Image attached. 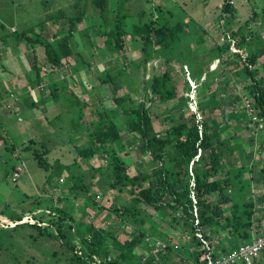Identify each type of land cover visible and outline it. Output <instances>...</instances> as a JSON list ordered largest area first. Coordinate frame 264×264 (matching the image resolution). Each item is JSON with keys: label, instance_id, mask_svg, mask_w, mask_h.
<instances>
[{"label": "trees", "instance_id": "obj_1", "mask_svg": "<svg viewBox=\"0 0 264 264\" xmlns=\"http://www.w3.org/2000/svg\"><path fill=\"white\" fill-rule=\"evenodd\" d=\"M127 1L72 0L60 13H46L32 25L21 24V30L16 24L9 28L14 44L24 43L25 50L32 52L25 51L30 71L25 76L12 73L10 86L0 90V100L20 91L17 107L25 108L22 115L27 110L50 112L46 118L52 138L47 137L48 129L17 145L8 133L0 132L5 148L22 159L6 173L13 171V176L18 167L26 168L25 159L33 157L47 171L43 181L50 187L43 184L48 195L26 194L21 203L32 199L26 211L8 214L0 209V215L14 225L7 224L12 237L23 229L28 231L26 239L34 242L59 241L69 252L65 259L70 264H208L210 258L227 256L264 235V193L253 191L254 183H264V133H259L264 131V7L232 28L238 9L234 0H225L215 15L214 28L221 29L214 33L217 40L223 39L219 43L178 3L142 0L144 7L134 13ZM98 38L103 47L97 49L109 60L100 83H110L115 93L109 109L96 106L91 96H98L83 81L76 88L68 77L54 79L58 67L73 75L82 69V51L94 47ZM129 46L139 53L131 69L115 56ZM0 59L3 72L8 66ZM156 59L158 65H149ZM218 59L223 61L221 68L209 70ZM115 60L121 63L116 65ZM202 70H208L213 81L205 93L200 91ZM221 72L229 76L215 84ZM190 76L202 96L196 111L188 106L190 94L180 96L182 91L191 92ZM181 77L180 89L177 78ZM49 79L53 105L32 94L37 88L44 90ZM237 84H242L241 90ZM157 102L171 104L174 111L165 117L168 126L162 128L153 117ZM89 105L95 117L86 114ZM3 114L1 129L6 128ZM121 120L132 133L129 138L123 136ZM231 127L237 135L227 132ZM58 137L71 145V162L50 161L51 144ZM133 147L149 163L148 169H131ZM47 188L60 192L55 195ZM109 191L120 194L124 202L116 203L117 195L107 203L95 198L102 201ZM84 199L83 208L67 205ZM92 201L98 208L87 221ZM149 209L167 224L165 230L148 217ZM27 211L34 223L21 222ZM127 226L132 231L124 229ZM5 227L0 225V230ZM2 251L0 244V256ZM251 264H264V248Z\"/></svg>", "mask_w": 264, "mask_h": 264}, {"label": "rangeland", "instance_id": "obj_2", "mask_svg": "<svg viewBox=\"0 0 264 264\" xmlns=\"http://www.w3.org/2000/svg\"><path fill=\"white\" fill-rule=\"evenodd\" d=\"M72 0H0V56L4 59L2 64H7V70L1 72L0 70V90H3L7 86H10V79L13 78L12 73H22L23 76H25V73L27 71V65L29 66V61L27 58L28 52L29 54L32 53L30 50H25L26 46L24 43L21 44V46L15 43V38L12 35V32L9 30L14 29L12 26H10V23L16 24V26H20L21 24H29L32 25L38 21H41L42 17H45V14L47 13H56L60 10H63L65 7L68 6V4ZM125 1V0H124ZM127 1V0H126ZM145 1V0H144ZM143 1V2H144ZM153 3L158 4L163 2L164 0H152ZM225 0H166V2L170 5L173 3L177 6H181L184 8L187 12H189L199 23H203L204 28L211 30V38L210 39H216L217 40V33H214L215 29H221V27H215L216 21H215V15H217L218 11H220V7L223 6ZM233 1V0H232ZM148 2V1H147ZM235 3H233L236 8L238 9V19L236 17V20H233V26L232 28H237L240 22L244 21L248 16L253 12V10L260 11L264 7V0H234ZM129 10L131 12H137L139 9L144 7V4L142 3V0H128L127 1ZM112 4H115L114 1H112ZM111 4V5H112ZM149 8V5H148ZM219 8V9H218ZM91 10V8H89ZM61 12V11H60ZM59 12V13H60ZM40 19V20H39ZM29 20V22H28ZM27 25V26H29ZM262 25V23H261ZM213 26V28H212ZM81 27V26H80ZM83 27V25H82ZM23 27H18L19 30H21ZM79 38V36H77ZM128 42H130V36L127 37ZM209 40V39H208ZM217 42L222 43L223 39L219 38ZM196 43L193 42L191 45L196 46ZM98 47H103V42L101 38H98L96 44L94 47H91L90 49H86L82 51V57L80 60L81 67L78 72H76L74 75L71 74V71H68L65 73L66 69H61V67H58V70L55 72L54 79L59 80L62 78L68 77L69 81H71V85L76 86L77 84L80 85L79 81H83V83L90 89H92V92L96 93V96H91V98L96 100V106L98 108H102V105L109 109V106H113V100L115 97V93L113 91V87L110 83L108 84H102L100 83V79H102L106 75V67L108 66L107 58H103L101 55V52ZM24 51H23V50ZM115 56H118V60L123 61L128 69H131L133 67L134 63L139 60V53L137 49H132L131 46L127 49V52L121 54L118 53ZM121 61H116L115 64L118 65L121 63ZM154 63L155 65L159 64V60H155L151 62L149 65ZM1 64V59H0ZM223 64L222 59H218L212 64L209 68V70H219ZM177 67H179V64H176ZM189 70V69H188ZM162 69L158 70L160 73ZM202 79L200 84V91L207 92L208 85H213V81L208 79L209 71L202 70ZM228 75V73H224L217 76L214 79V83H218L220 78H224ZM229 76V75H228ZM149 75H146V78H148ZM181 78H177V84L178 87L181 89L183 87V81ZM191 81V92H183L180 96L186 97L190 94L191 97V103L188 105L191 108V111H196L198 107V100L202 99L201 95H198L196 90V84L195 80L190 76L189 77ZM203 81V83H202ZM2 82V83H1ZM14 82H16L14 80ZM50 82V79L46 82L44 86V90L41 88H37V90H32V94L34 97H41L44 96L43 99L46 101V105H53L54 99L50 95L49 88L47 84ZM205 84V90L202 86ZM214 84V85H215ZM237 90L242 89V84L236 85ZM133 89V86L132 88ZM82 90V89H81ZM81 90H78L77 93L81 92ZM124 88L120 89V92L123 93ZM40 92L41 95H40ZM83 92V91H82ZM45 93V94H44ZM19 94H21L20 91H14V93L8 97L5 101L0 100V113L3 112L4 118L3 122L6 124V128L0 127L1 133H8L9 137H11L12 141L16 140L17 145H20L21 143L27 141L30 137H39L41 136L39 133L44 130L47 131V137L52 138V134L49 132L50 129H52V126L50 125L49 121L46 117H50V112L46 111L45 113L42 112L41 114L37 113L35 110L26 111L25 115H22L25 108L23 107H17V104L19 102ZM86 97V100H90L88 95H84ZM175 102V101H174ZM176 101L175 103H177ZM93 108H91V105H89L86 108V114L93 113L94 117L95 110L92 111ZM153 117L154 120L158 121V126L160 128L164 126H168V121L165 120V117H168V115L174 113L172 111V105L171 104H163L161 102H157L153 106ZM16 113H20L21 115H17ZM14 115H17L18 118H15ZM24 117H29V119H25ZM41 124V127L39 126ZM120 126L123 132V136L125 138H129L132 133L129 130V128L125 125L124 121H120ZM170 124V123H169ZM4 125V124H3ZM63 125L62 123L60 126ZM65 127H69V124L66 122ZM6 129V130H3ZM227 132L231 134H236L237 132L233 127L229 128ZM260 134H263L264 131H260ZM19 137V135H21ZM51 135V136H50ZM13 136V137H12ZM46 137V139H47ZM21 138V139H20ZM57 140V141H55ZM51 142V141H50ZM66 142H63L61 137H58V139H54L52 141V152L49 154V159L52 163H57L58 161L61 163H68L73 160L74 153L71 152L72 147L69 144H64ZM6 145L0 141V209H5V212L8 214L11 213H19L22 212L23 209L25 211L30 208L32 199H29L27 202L21 203L24 199L25 195H48L47 191H43V184L47 187H50L47 182H44V176L46 177L47 171L43 169L42 167H39L37 164V161L31 157L28 159H25L26 168L25 167H18L19 170L21 168V171L19 173V176H16L17 174L12 176V172L7 175L6 169H12V166L21 165L22 159L17 158L16 156L18 154H12L8 149L5 148ZM29 153V152H28ZM30 154V153H29ZM27 154H25L26 156ZM30 156V155H28ZM130 158L132 168L135 167L138 169H148L149 163L143 158L140 154L138 149L135 147L130 149ZM85 162L87 163V166L90 168L91 164L88 163V161L85 159ZM22 172V173H21ZM134 173V172H133ZM65 174V172L63 173ZM66 175V174H65ZM14 176L18 177V180H14ZM15 177V178H16ZM56 178L53 175V179ZM55 180V179H54ZM50 190L51 193L58 195L60 192V189L57 188V190L51 188H47ZM253 191L256 195H261L264 193V183H254ZM96 190L94 191V193ZM99 194L100 192L97 191ZM101 194V193H100ZM102 195V194H101ZM117 195V198L115 199L116 203H122L124 202V199L120 194H117V192L109 191L104 200L101 201V198L95 197L99 202L107 203L105 200L110 199L113 200L114 197ZM85 196H82L84 198ZM26 199V198H25ZM86 199L82 200H70L67 205L72 208L76 209L77 207L81 206L83 208L84 203ZM96 203H93V201L90 203L88 207V212L90 215L86 218L87 221L92 219V215L97 210ZM32 207V206H31ZM264 209V208H263ZM80 209H77L79 211ZM155 210L149 209L148 210V217L155 223H159V226L162 230H165L167 228V224L161 222L158 220V217L154 215ZM81 212H77V214H80ZM264 213V210L261 212ZM104 214H102L98 219L101 220V217H103ZM29 217V219L27 218ZM25 221H29L31 223H34L36 220L32 217V214L28 211L24 215ZM1 220V226L5 228L0 230V244L3 247L4 252L2 256H0V264H70V262L65 259V256L69 254L67 248L65 246H62L61 243L54 239H48L43 238L39 239L37 242L32 241V239H26L28 231L19 229L17 232L14 231L15 235L12 237L10 235V230L8 228L7 224L11 225V222L9 221L5 215H0ZM169 220V218H168ZM4 225V226H3ZM124 229H129V231H132L131 227H125ZM29 231H32L30 228H28ZM24 235V239L20 236ZM5 244V245H3ZM8 246V249L6 248ZM57 251L58 256L55 257L54 253ZM65 251V252H63ZM138 253H141V250L138 249ZM66 254V255H65ZM16 257V258H13ZM59 257L61 259H59ZM31 260V261H29Z\"/></svg>", "mask_w": 264, "mask_h": 264}, {"label": "built area", "instance_id": "obj_3", "mask_svg": "<svg viewBox=\"0 0 264 264\" xmlns=\"http://www.w3.org/2000/svg\"><path fill=\"white\" fill-rule=\"evenodd\" d=\"M20 171H21V168L17 170V172H15V174H17L16 176L19 177ZM16 176H14V180L18 178ZM263 248H264V235L259 237L254 243L246 244V245L241 246L239 249L233 250L227 256H224L217 260H213L212 258H210L208 264H232L237 260H243L246 263L251 264L253 261V258L258 256L259 252Z\"/></svg>", "mask_w": 264, "mask_h": 264}, {"label": "crops", "instance_id": "obj_4", "mask_svg": "<svg viewBox=\"0 0 264 264\" xmlns=\"http://www.w3.org/2000/svg\"><path fill=\"white\" fill-rule=\"evenodd\" d=\"M13 25H15V24H13V23H10V26H12L13 28H15V26H13Z\"/></svg>", "mask_w": 264, "mask_h": 264}]
</instances>
